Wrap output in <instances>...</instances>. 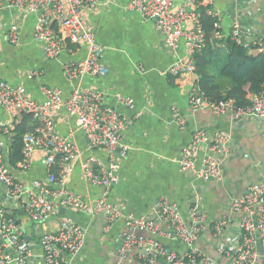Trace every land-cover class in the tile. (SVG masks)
Listing matches in <instances>:
<instances>
[{"label": "built area", "instance_id": "obj_1", "mask_svg": "<svg viewBox=\"0 0 264 264\" xmlns=\"http://www.w3.org/2000/svg\"><path fill=\"white\" fill-rule=\"evenodd\" d=\"M175 1L127 0L123 8L138 11L142 17L153 20L156 30L164 36L167 51L176 53L184 44V58H177L169 73L174 76L194 74V54L205 43L198 8L203 7L207 14L214 17L218 14L214 9V0ZM108 3L107 0H0V12L12 8L19 11L22 17L35 15L32 36L41 45L47 59L57 58L71 44L87 47L84 59L63 65L64 76L73 83L66 96L59 87L42 85L43 99L37 101L27 95L24 87L11 86L0 79V105L11 115L31 114L38 122L32 131L22 137L23 159L16 167L10 168L0 141V186L4 198L16 201L22 214L35 226L45 224L46 219L62 207L91 217L102 216L104 229L122 220L127 230L118 233L115 252L108 264H222L196 245L206 224V215L197 201L191 202L183 215L176 203L161 197L147 215L133 216L124 211L122 202L108 199L109 187L120 180L119 161L126 157L129 150L121 139L133 120L122 115L117 107L106 103L101 88L80 83L84 76H103L109 71L101 59L103 47L84 16L85 11ZM187 25L190 28H186ZM215 26L218 27V22ZM246 32L248 28L243 23L236 19L231 22L233 41L264 54V38H256L245 45ZM215 35L218 37V32ZM7 39L11 44L19 42L20 24L16 21L10 24ZM33 75L37 77L39 73L28 77ZM195 77L196 85L187 92L192 110L208 106L216 112L228 114L234 121L264 116V82L248 104L239 105L233 98L220 102L209 100L197 85V75ZM117 105L132 107L133 99L118 95ZM61 112L74 118L76 129L84 135L88 148L102 149L108 156L106 165L94 157L80 162L85 180L104 188L102 195L93 201H86L82 194L65 187V181L72 174L81 153L71 133L65 135L56 130V117ZM169 120L184 128L183 113L176 105L170 107ZM204 142L207 143L203 147L207 154L196 176L219 178L224 159L220 156L228 152V135L217 133L212 141H208L202 130L195 131L190 143L181 150L177 163L184 171L194 168L198 150ZM35 151L44 154L47 180H33L25 186L12 169L26 171ZM53 184L57 186L53 188ZM228 209L230 214L239 216L238 232L234 240L217 243V253L226 257L229 264H264V180L250 184L242 196L231 200ZM229 222L228 215L214 221L212 235L220 237L217 241L227 236L225 228ZM40 230V264H70L83 248L85 229L68 217H61L55 230ZM138 232H148L149 235ZM160 236L181 241L186 248H173ZM31 255V244L25 232L18 228L14 219L4 214L0 206V264H28Z\"/></svg>", "mask_w": 264, "mask_h": 264}, {"label": "crops", "instance_id": "obj_2", "mask_svg": "<svg viewBox=\"0 0 264 264\" xmlns=\"http://www.w3.org/2000/svg\"><path fill=\"white\" fill-rule=\"evenodd\" d=\"M107 1V5L85 11L84 16L103 47L101 59L109 71L103 76H84L80 83L101 88L105 102L133 120L121 139L129 150L119 161L120 180L109 187L108 199L122 202L124 211L133 216L147 215L161 197L176 203L183 215L189 204L197 201L206 215V224L196 245L215 260L229 264L226 257L217 253L216 246L228 239L234 240L238 232L239 216L230 214L228 209L231 200L242 196L250 184L264 180V116L234 121L228 114L216 112L208 106L192 110L187 92L196 85V73L181 76L169 73L177 58H184V44L176 53L167 51L164 36L156 30L153 20L142 17L138 11H126L123 5L127 0ZM214 9L219 19L218 37L230 36L231 22L236 19L248 28L245 45L256 38H264V0H214ZM34 20V14L22 17L12 8L0 12V79L11 86L24 87L27 95L37 101L43 99L42 85L59 87L66 96L73 83L64 76L63 65L84 59L87 47L71 44L57 58L47 59L41 45L33 39ZM15 21L20 24V40L11 44L7 31ZM186 28L190 27L187 25ZM35 72L39 76L28 77ZM249 85L248 82L245 84L246 90ZM118 95L132 98V107L116 106ZM171 105H176L183 113V129L170 122ZM21 119L22 116L11 115L0 105V141L7 160L13 130ZM56 130L65 135L71 133L81 153L72 174L65 181V187L82 194L86 201H93L102 195L104 188L85 180L80 162L94 157L106 165L109 161L106 152L88 148L84 135L76 129L74 118L65 112L57 115ZM197 130H202L208 141H212L217 133L229 137L228 152L220 156L224 159L219 178L196 176L207 154L203 149L206 142L198 150L194 168L184 171L177 163L181 150L190 143ZM43 160V152L35 151L28 169H12L13 173L25 186L37 179L46 182L47 170ZM52 186L55 188L57 185ZM0 206L30 241L32 255L28 264H40V228L42 231L55 230L61 217H68L85 229L83 248L70 264H108L115 252L118 233L127 230L122 220L104 229L102 216L91 217L64 207L63 212L58 210L55 215H50L45 224L35 226L22 214L16 201L4 198L1 186ZM224 215L230 217L225 228L227 236L217 241L220 237H213V223ZM138 234L149 235L148 232ZM159 238L173 248H186L173 238Z\"/></svg>", "mask_w": 264, "mask_h": 264}, {"label": "trees", "instance_id": "obj_3", "mask_svg": "<svg viewBox=\"0 0 264 264\" xmlns=\"http://www.w3.org/2000/svg\"><path fill=\"white\" fill-rule=\"evenodd\" d=\"M205 43L194 54L197 85L211 101L220 102L233 98L239 105L248 104L253 95L259 92L264 82V54L253 47H245L228 37H217L218 17L207 14L203 7L198 8ZM224 44V45H223ZM250 83L249 89L245 84ZM38 124L31 114H23L15 125L12 142L9 146L8 162L16 167L23 159L22 137Z\"/></svg>", "mask_w": 264, "mask_h": 264}, {"label": "water", "instance_id": "obj_4", "mask_svg": "<svg viewBox=\"0 0 264 264\" xmlns=\"http://www.w3.org/2000/svg\"><path fill=\"white\" fill-rule=\"evenodd\" d=\"M59 210H60V212H63L64 211V208H60Z\"/></svg>", "mask_w": 264, "mask_h": 264}, {"label": "clouds", "instance_id": "obj_5", "mask_svg": "<svg viewBox=\"0 0 264 264\" xmlns=\"http://www.w3.org/2000/svg\"><path fill=\"white\" fill-rule=\"evenodd\" d=\"M198 82V81H197Z\"/></svg>", "mask_w": 264, "mask_h": 264}]
</instances>
